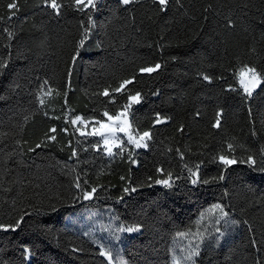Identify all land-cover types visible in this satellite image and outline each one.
Instances as JSON below:
<instances>
[{"label":"trees","instance_id":"1","mask_svg":"<svg viewBox=\"0 0 264 264\" xmlns=\"http://www.w3.org/2000/svg\"><path fill=\"white\" fill-rule=\"evenodd\" d=\"M9 2L0 0V57H11L0 75V223L28 215L17 231H0V261L108 264L94 239L66 221L87 206L108 210L122 227H139L119 247L125 264H172L175 236L217 204L238 223L224 229L218 246L204 245L196 264L264 261V172L258 170L264 84L248 98L237 75L245 64L264 72V0H169L163 12L152 0L127 6L100 0L96 10L84 12L58 0L65 5L59 16L43 0H18L19 12L8 20ZM89 12L96 26L73 62ZM5 27L15 33L10 48ZM156 63L157 72H139ZM133 74L127 87L143 100L129 120L152 139L144 149L124 143L123 153L115 148L109 156L100 138L78 135L70 120L80 115L95 122L105 109L119 111L126 96L113 93L115 103H109L99 93ZM45 80L60 94L44 97L41 108ZM157 114L166 122L155 123ZM53 126L56 133L49 132ZM46 133L56 140L36 148ZM229 143L238 160L253 155L257 170L237 163L225 171L218 156L230 155ZM197 164L201 180L221 174L224 180L191 184L187 169ZM167 173L172 187L155 183ZM92 187L97 191L85 201L83 191ZM25 246L32 253L27 261Z\"/></svg>","mask_w":264,"mask_h":264},{"label":"snow or ice","instance_id":"2","mask_svg":"<svg viewBox=\"0 0 264 264\" xmlns=\"http://www.w3.org/2000/svg\"><path fill=\"white\" fill-rule=\"evenodd\" d=\"M119 2L127 6L132 3H138L139 0H119ZM154 4H157L160 8V11H166L167 6L169 4V0H152ZM100 3V0H71V5L74 6L75 10L84 12L86 9H92L96 10L98 4ZM43 5L47 8H50L53 13L56 16H59L61 14V8L64 7L65 5L62 3H58V0H43ZM7 9L10 11V15L8 16V20H11L12 17H14L17 12H19V3L18 0H11V2L7 3L6 5ZM205 11H208V9H205ZM88 15V25L85 26L84 21H81V28L83 29L81 33V39L78 42L77 45V50L76 54L73 56V62H75L76 56L80 54L79 50L85 46L86 41L89 38V35L91 33V30L95 28V21L92 18L91 12L87 13ZM4 17L0 16V22H3ZM229 25L231 26V21H229ZM3 32L7 34V39L9 40V44L6 45V47H11V41L15 38V33L10 30L8 27L3 28ZM255 51V49H253ZM10 56L8 59H5L3 57H0V75L3 74L4 70L8 67V63L10 60ZM161 68V64L156 63L154 65L150 66H144L139 69L140 73H147V74H152L154 72H157ZM239 77V84L240 87L243 89V93L245 94L246 97L250 98L253 94V92L260 87L261 84H264V72H258L255 66H249L247 64L243 65L238 73ZM203 79L206 81L211 82V78L207 75H203ZM136 80V75L133 74L131 77L123 79L119 82L118 86L115 88L111 89V92L109 91V88H105L99 95L108 97V102L109 103H115V96L113 93H120L122 96H126V102L123 103L122 105L119 106L120 110L115 112L114 114H110L107 109L102 113V116L100 119L95 120V125H98L99 127H93V130L90 132H85L83 128L77 127L75 131L79 132L81 136H100L103 139V146H104V151L109 155L113 156L115 153L113 152V148H119L120 152L123 153L125 150L123 145L124 143H127L129 145H133L135 148H147L148 147V141L152 139V134L150 131H139L138 129H134L132 126L131 121L129 120V116L132 113V108L133 105H139L142 100L143 96L139 91H136L134 94L132 92V89L128 88V85H131L134 83ZM111 87V86H109ZM235 91L236 89H232ZM55 90L52 89L49 86V82L45 80L43 84L40 86V92L38 93V102L43 108L45 106V99L44 97H51L53 95V92ZM56 95H59L60 93L58 91H55ZM67 97V93H65V100ZM251 111V110H250ZM45 116L48 115L47 112L44 113ZM220 115L221 113H217V119L215 121V124L213 127L219 128L221 121H220ZM104 117L107 118V120H104ZM55 119H59V117H53ZM67 122V121H66ZM166 122L165 119H162L159 114L156 115L155 117V123H164ZM72 125H77L79 123L80 125L87 127L91 121L84 119L82 116L77 115L75 116L74 119L70 121ZM57 129L55 126L51 127L49 129L50 133H56ZM62 131L67 132V128L62 129ZM117 133H123L126 137L127 140L126 142L117 135ZM255 135V133H253ZM55 141L56 136L55 135H49L46 133L45 135V140L41 141V143H38L36 145V148H40L42 146L46 145V141ZM119 141V143H117ZM79 142V141H78ZM99 143V142H98ZM227 149L230 153V155H224L221 154L218 156V161L220 164L224 166L225 171L227 170L228 167L235 165L237 163H246L250 168H253V170H257V160L253 155L247 156L246 159H240L238 160L237 157L234 155L235 153V147L233 144L229 143L227 145ZM35 149H29V151H34ZM179 152V149H177ZM76 150L73 149L72 155L75 156ZM181 158L183 159V153H180ZM261 155L264 157V148H261ZM132 153L129 152V158H131ZM132 163H135L133 160ZM187 167V166H185ZM199 169L200 165L197 164L195 166V170L192 168H188L189 172V177H190V182L193 185H196L198 183H212V182H217V181H223L224 180V175L221 174L218 178H213L212 180H201L199 176ZM260 172H264V158H262L260 162V166L258 168ZM158 172L161 174L164 173V170L162 168L157 169ZM121 179H124V177H121ZM152 178L149 177V180ZM156 184H161L164 185L165 187H172L173 181H172V174L167 173V178L165 179H157L155 180ZM77 188H81V185L79 183V177H77L76 185ZM97 191L95 187H92L90 191H83V198L85 200L92 199L93 194ZM124 191L127 193L129 192V188H125ZM132 192L136 191V188H131ZM55 210V209H53ZM220 212V216L217 218L216 223H219L220 220H224L225 225L229 223L227 219H225L228 216V213L224 211V208L217 204L214 205L212 209L209 210V214L215 211ZM28 215V213H24L15 221L14 224H3L0 223V231L8 232L12 231L15 232L18 229H20L21 224L24 222V217ZM204 214L201 215V220H203ZM200 221H197V224H199ZM232 224H237V221H231ZM139 227H121L118 228V232H137L139 231ZM215 232L218 233L217 236L214 238L209 236H205L203 234H200L197 232L195 235L199 237L198 242L192 244L190 242L189 249L187 251L186 256L184 259L186 261H189L190 264H196V257L200 256L201 252V245L205 243V240H209L211 242H214L217 246L220 243V238L224 236V232L221 231L220 228H216ZM180 236H185L188 235L186 233H179ZM119 239V237H117ZM24 252V260L27 261L31 257V250L28 247L23 248ZM100 255L105 256L107 260L109 261V264H112V252L108 249H104L103 246H101V252ZM0 264H4L3 261H0ZM123 264V262H122ZM176 264H179V261H176ZM255 264H264V261H261L260 259H257L255 261Z\"/></svg>","mask_w":264,"mask_h":264},{"label":"rangeland","instance_id":"3","mask_svg":"<svg viewBox=\"0 0 264 264\" xmlns=\"http://www.w3.org/2000/svg\"><path fill=\"white\" fill-rule=\"evenodd\" d=\"M238 82H239V77H238ZM72 127L74 131L77 127H81L85 132H90L93 130V127H99V126L95 125V122H91L87 127H84L79 123H77V125H72ZM75 132L78 135H80L79 132L77 131ZM117 135L120 136L123 140H127V137L123 133H117ZM96 137L102 140V145H103L102 137L100 136H96ZM117 143H119V141H117ZM114 149L115 147L113 148V150ZM139 149H144V148H139ZM210 209L205 211L203 220H201V218L199 219L200 221L199 224H196L191 230L184 232L188 235L180 236L178 234L175 236L174 238L175 255L172 260V264H176V261H179V264H190V262L186 261L184 257L187 254L190 242L192 244L198 242L199 237L195 235L197 232L205 236L210 235L211 237L214 238L215 236L218 235V233L215 232L216 228H220L221 231L224 232V229L227 230L228 226H230L231 222L228 216L225 218L229 221L227 225H225L224 220H220L219 223H216L217 218L220 216V212L217 210L209 214ZM66 221L69 222L70 224L82 227L83 232L88 236H90L91 238H93L94 241L97 243L100 252H101V246H103L104 249L110 250L112 252V264H122V262L123 264H125L123 258L120 255L119 247L122 245V243L125 241L127 237L134 235L138 231L131 233L118 232L117 229L121 228L122 226L119 223H117V221L113 218V216L110 214L108 210H105L103 208L90 209L87 206H85L81 210L72 213L66 219ZM117 237H119V239H117ZM224 237H225V233L224 236L220 238V243L224 239ZM206 244H215V243L206 239L205 243L201 245V248ZM102 257H104L107 260L105 256ZM107 262L109 264L108 260Z\"/></svg>","mask_w":264,"mask_h":264}]
</instances>
